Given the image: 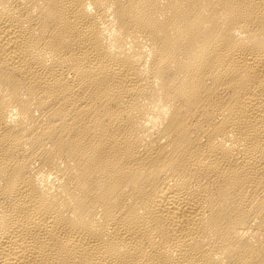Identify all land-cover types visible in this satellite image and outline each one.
I'll use <instances>...</instances> for the list:
<instances>
[{"label": "bare ground", "instance_id": "6f19581e", "mask_svg": "<svg viewBox=\"0 0 264 264\" xmlns=\"http://www.w3.org/2000/svg\"><path fill=\"white\" fill-rule=\"evenodd\" d=\"M0 264H264V0H0Z\"/></svg>", "mask_w": 264, "mask_h": 264}]
</instances>
